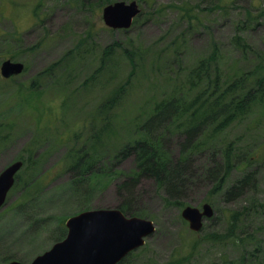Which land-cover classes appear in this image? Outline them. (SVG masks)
<instances>
[{
  "label": "rangeland",
  "instance_id": "obj_1",
  "mask_svg": "<svg viewBox=\"0 0 264 264\" xmlns=\"http://www.w3.org/2000/svg\"><path fill=\"white\" fill-rule=\"evenodd\" d=\"M136 1L141 13L133 26L114 29L103 21L98 0H0V65L6 57L25 63L16 76L0 75V173L25 160L0 208V264L12 258L32 261L65 238L67 218L81 210H122L126 203L156 224L126 264H258L264 257V115L259 106L206 144L187 150L185 159L183 118L166 128L155 123L172 165L179 160L184 165L173 192L154 177H141L125 189L121 184L135 170L134 155L116 157L156 101L173 95L188 101L197 94L189 74L210 59L216 46L223 78L259 65L264 0ZM236 34L246 48L235 43ZM208 65L213 75L214 62ZM36 77L31 91L25 86ZM119 88L124 91L114 99ZM98 131L104 134L96 173L80 182L71 161L92 151ZM228 144H233L234 167L224 188L212 193L211 179L222 167ZM247 173L250 180L231 191ZM204 203L213 214L195 232L181 210ZM233 211L241 212L238 234L248 238L243 246L205 237L194 247L197 238L224 232ZM257 243L258 258H250Z\"/></svg>",
  "mask_w": 264,
  "mask_h": 264
},
{
  "label": "trees",
  "instance_id": "obj_2",
  "mask_svg": "<svg viewBox=\"0 0 264 264\" xmlns=\"http://www.w3.org/2000/svg\"><path fill=\"white\" fill-rule=\"evenodd\" d=\"M98 1L99 3L97 5L99 9H102L113 0ZM40 4L41 2L34 9L36 16H39L38 8ZM183 9L188 12L190 11V8L184 7ZM234 40L240 46L243 37L240 34H236ZM244 45L247 47V44ZM107 52L105 51L103 60ZM217 52L218 49L216 46L210 59L203 60L197 68L191 70L189 74L190 87H197L198 90L193 98L188 101H182V99L173 95L169 98L156 101L150 117L143 124L137 123L135 125L133 138L116 154L118 161H121L128 155H134L135 159V170L122 182V187L128 189L132 182H137L141 177H154L159 185L166 186L170 192H173L178 184L180 185L181 182L179 179L182 175L184 165L180 163L181 160L177 161L174 166L172 165L169 151L165 148L163 135L155 132V123L166 128L172 121L176 122L177 119L183 118L182 132L185 133V140L181 144L183 149L181 158L185 159L187 157L185 154L187 150L194 148L196 145L206 144L210 140V137L217 136L234 123L244 120L258 106L261 114L264 115V55H257L259 65L253 71L241 74L240 70H237L232 75H227V77L223 78L220 73L218 61H216ZM128 58L132 63L134 58L132 51L129 52ZM212 62L215 65L213 75L208 71V64ZM51 69L52 67L48 68L47 72ZM37 81H39L38 77L31 83V86L27 85L25 87L31 91H35L33 86ZM123 89H120L113 98L117 99L120 91H124ZM112 99H109L105 103L103 102L101 109H104ZM167 118L169 121H167ZM103 134V131H98L96 137L97 142H93L91 145L92 151L88 150L87 153H84L82 159H72L71 164H73V168L77 171L75 176H77L78 181L82 182L89 175L96 173L94 166L97 159H99L98 146L99 141H103ZM233 150V144H228L222 151V167L216 170V176L211 179L215 183L211 191L212 193L222 190L226 184V180L234 167ZM22 160L25 161L24 159ZM250 178V173L245 174V176L231 186V191L236 187L242 188ZM177 201L175 203L180 204L179 200ZM127 204L121 207L124 213L128 212L132 216L139 215L131 212ZM240 215V211H233L224 232L207 233L205 236L195 240L194 247L205 237L215 244L234 242L243 246L248 238L240 237L238 234ZM133 253L128 254L119 264L128 263ZM248 256L250 258H258V243L248 252ZM263 258L262 256V258L258 259V264H264ZM177 262L179 260L168 261L165 264H177Z\"/></svg>",
  "mask_w": 264,
  "mask_h": 264
},
{
  "label": "water",
  "instance_id": "obj_3",
  "mask_svg": "<svg viewBox=\"0 0 264 264\" xmlns=\"http://www.w3.org/2000/svg\"><path fill=\"white\" fill-rule=\"evenodd\" d=\"M140 12L136 0L115 1L103 8L105 24L112 28H128ZM24 63L5 59L1 73L5 77L21 73ZM22 160L9 164L0 173V208L15 183V175ZM194 231H200L205 217L213 214L209 203L203 207L186 205L181 211ZM68 228L64 239L37 255L31 262L11 260L7 264H117L130 251L145 243V237L155 229L153 220L140 216H126L119 208H97L82 211L66 220Z\"/></svg>",
  "mask_w": 264,
  "mask_h": 264
}]
</instances>
